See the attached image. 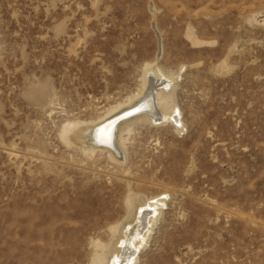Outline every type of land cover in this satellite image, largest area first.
I'll return each instance as SVG.
<instances>
[{"label": "rangeland", "instance_id": "rangeland-1", "mask_svg": "<svg viewBox=\"0 0 264 264\" xmlns=\"http://www.w3.org/2000/svg\"><path fill=\"white\" fill-rule=\"evenodd\" d=\"M155 61L184 126L130 124L124 164L62 139ZM130 189L169 193L138 264H264V0H0V264L88 263Z\"/></svg>", "mask_w": 264, "mask_h": 264}, {"label": "bare ground", "instance_id": "bare-ground-1", "mask_svg": "<svg viewBox=\"0 0 264 264\" xmlns=\"http://www.w3.org/2000/svg\"><path fill=\"white\" fill-rule=\"evenodd\" d=\"M161 37L159 54L163 49ZM178 77L163 69L156 61L148 63L138 93L133 94L127 102L111 107L96 120L66 122L60 136L87 153L105 150L111 160L124 164L128 159L126 142L129 139L125 131L130 134L134 130L130 124L149 121L158 125L172 121L178 129L181 125L184 126L182 110L176 99ZM167 194L169 193L165 191L162 195L145 197L141 192L130 189L123 201L127 206L125 218L106 224L110 235L107 234L108 231L106 234L110 237H89L90 257L86 264H138L141 249L154 225L160 220V214L167 203Z\"/></svg>", "mask_w": 264, "mask_h": 264}, {"label": "water", "instance_id": "water-1", "mask_svg": "<svg viewBox=\"0 0 264 264\" xmlns=\"http://www.w3.org/2000/svg\"><path fill=\"white\" fill-rule=\"evenodd\" d=\"M122 114V113H121Z\"/></svg>", "mask_w": 264, "mask_h": 264}]
</instances>
